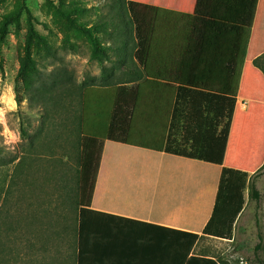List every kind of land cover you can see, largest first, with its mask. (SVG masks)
I'll list each match as a JSON object with an SVG mask.
<instances>
[{"label":"crops","instance_id":"crops-1","mask_svg":"<svg viewBox=\"0 0 264 264\" xmlns=\"http://www.w3.org/2000/svg\"><path fill=\"white\" fill-rule=\"evenodd\" d=\"M134 1L157 8L158 19L166 15L183 41L184 25L190 24L185 45L153 51L151 67L198 73L208 86L183 87L211 94L178 97L179 84L148 82L143 66L130 56L118 79L105 75L104 83L85 85L89 104L114 95L118 131L128 133V142L82 135L78 165L63 145L53 147L58 151L53 157H30L34 175L23 179L38 182L55 199L58 224L43 222L41 209L31 210L35 219L29 216L8 229L6 264H247L249 249L264 239V0L255 7L248 0L211 1L223 23L220 30L188 19L197 0ZM249 17L240 69L237 46ZM233 89L236 102L222 163L180 154L221 150L219 135ZM128 107L130 113L121 117ZM78 121L76 112L72 133ZM223 168L244 171L248 180L261 172L260 199L250 200L245 189L229 237L204 232L212 220L217 226L213 214ZM190 234L198 236L193 243Z\"/></svg>","mask_w":264,"mask_h":264},{"label":"rangeland","instance_id":"rangeland-1","mask_svg":"<svg viewBox=\"0 0 264 264\" xmlns=\"http://www.w3.org/2000/svg\"><path fill=\"white\" fill-rule=\"evenodd\" d=\"M110 3L0 0V264H6L8 229L28 222L33 210L28 205L29 194L20 192L21 183L24 175H34L29 168L30 157L47 154L44 136L50 122L58 129V121L71 120L77 112L82 86L102 84L105 75L114 74L118 79L123 71L110 49L118 45V37L109 31L97 34L100 54L93 59L89 42L76 30L77 26L108 20L115 10ZM75 7L84 10L76 13ZM20 112L31 134L40 127L41 117L49 118L32 147L19 135ZM14 182L19 183L18 189ZM249 254L244 257L247 264H257L255 251L249 249ZM257 255L264 259L262 251Z\"/></svg>","mask_w":264,"mask_h":264},{"label":"trees","instance_id":"trees-1","mask_svg":"<svg viewBox=\"0 0 264 264\" xmlns=\"http://www.w3.org/2000/svg\"><path fill=\"white\" fill-rule=\"evenodd\" d=\"M211 1L213 0H197L194 14H187L186 16L188 19L190 17H195L198 21H203L201 22L203 25H206L213 30H220L221 24L223 23L217 19L218 15H215L213 10L214 8L210 5ZM256 2L257 0H248V3L251 4V7H255ZM109 7L115 10L113 16H111L108 20L96 21L93 24L87 26L76 27L77 32L85 37L91 46V58L96 59L100 54V41L97 39L96 35L109 31L119 39L118 45L110 47V49L115 52V63H117L119 67L125 66L127 58L130 56L132 59L136 58L143 66V73L148 82H168L179 84L177 94L178 97L189 95L203 96L211 94L202 91V89H186L183 87V84L208 86L205 83L199 81L198 73H184L183 71L177 69L160 70L155 68L153 69L151 67V62L153 61L151 53L153 51L156 52L168 47L176 48L182 44L185 45L188 28L190 27L189 22L184 25L185 41H183L180 39V35L177 32V27L174 23L170 22V19H167L166 15H163L160 17V19L154 17L155 15H153V11L157 9L155 7L143 5L129 0H111ZM74 10L76 13H78L84 9L75 7ZM68 19L71 20L69 17ZM251 24L252 17H249L248 20L245 21L246 27L244 28L243 32L244 38L240 43L237 41V43H239L237 50L240 69L245 58L246 44ZM131 35H133V38ZM105 57H107V55H105ZM154 60H156V58H154ZM22 69L23 67H21L20 71ZM205 74L210 77L213 73ZM106 77L107 75L104 78ZM89 90V88L84 86L80 88L78 108L76 109L79 121L77 130L75 132H71L70 121H68V123L58 121V129H55L54 123L50 122V129L49 131L47 130L44 136V143L48 147L46 155L53 157L54 155L58 154V151H56V149L53 147L56 145H63V153H66L67 155H70L71 153L72 155L75 154V162L78 165L79 146L82 135H88L97 138H108L125 143L128 142V133L125 132V130H123L121 133L118 131L119 104L116 103L117 99L113 100L112 97H114V95L108 94V97L100 98L97 101L94 100L92 104H89ZM235 93L236 91L233 89L232 96L228 97L229 102H231V109L226 114V118L221 128V134L219 135V139L221 140V150L211 154L197 151L180 154L192 158L203 159L217 164L222 163L230 128L232 111L236 102ZM16 102L18 105L20 104L18 99H16ZM129 113L130 111L128 107V110L120 116L125 117L126 114ZM22 114L23 113L20 112L19 135L21 138L28 139V143L32 147L35 143V140L38 139L40 135H42V130L45 127L44 125L46 124L47 120H49V118L45 119L41 117L40 127L36 129L33 134H31V132H29L24 126V118ZM42 115L44 116V113H42ZM106 124L111 125V127H107ZM67 145H70V148H67ZM18 162L20 164L21 159ZM263 172L264 170L262 173ZM44 174L49 175V172L47 171ZM260 174L261 172L258 171L252 177V179L248 180V174L244 171L223 168L213 214V218L217 226L214 229L212 224L213 220L212 222L210 221L204 229L205 233L224 237H229L231 235L234 220L244 206L245 189L248 188L250 200L258 202L260 199V192L256 188V178ZM22 181L23 182L21 183V186L23 185V187L20 192H22L24 195L29 194V207L33 208L34 210L41 209V211L44 212V214L41 216V218L44 219L43 222L47 224H58V215L55 214L54 210L56 206L55 199L52 196L50 197L45 191L42 192L40 190L41 186L38 182L29 179H23ZM14 183L16 185V189H18L19 183ZM35 218L36 216L30 215V219L33 220ZM64 218L71 220L75 217ZM48 234H58V232H51ZM190 236L192 238V243L198 237L196 234H190ZM263 240V237L260 236V243H258L254 248L256 253L255 262L257 264H264V259L257 255L258 251H262L264 253Z\"/></svg>","mask_w":264,"mask_h":264}]
</instances>
